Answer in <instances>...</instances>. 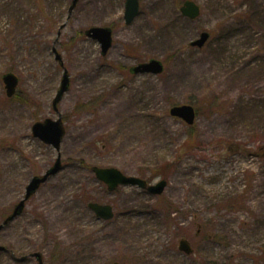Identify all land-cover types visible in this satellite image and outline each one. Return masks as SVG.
Instances as JSON below:
<instances>
[{"label": "rangeland", "instance_id": "374dc122", "mask_svg": "<svg viewBox=\"0 0 264 264\" xmlns=\"http://www.w3.org/2000/svg\"><path fill=\"white\" fill-rule=\"evenodd\" d=\"M126 1L79 0L70 13L73 0H0V226L34 176L63 165L0 231V264H39L36 252L43 264H264V0H192L196 20L181 14L186 0H139L130 25ZM95 27L113 30L106 56L86 36ZM151 59L163 74L130 73ZM183 105L191 126L170 114ZM59 118L58 151L32 129ZM187 142L196 148L181 151ZM93 167L168 186L110 192Z\"/></svg>", "mask_w": 264, "mask_h": 264}, {"label": "water", "instance_id": "95a60500", "mask_svg": "<svg viewBox=\"0 0 264 264\" xmlns=\"http://www.w3.org/2000/svg\"><path fill=\"white\" fill-rule=\"evenodd\" d=\"M79 0H73V4L70 8V13L77 7ZM140 10L139 0H127L125 7L124 20L127 25H130L137 18ZM182 15L191 20H196L201 15L200 6L194 1L188 0L184 2L180 9ZM86 36L91 39L98 41L102 47V54L106 56L110 49L113 47V30L109 27H95L86 31ZM210 39V34L208 32H203L200 38L192 42V47L202 49L205 47ZM131 73L134 75H161L165 71V67L162 61L152 59L148 62L138 64L131 68ZM3 81L7 91V96L12 98L17 93V88L19 86V79L16 75L12 73L5 74L3 76ZM70 87V80L67 73L64 75L61 87L58 94L53 102V107L57 111L58 105L62 101L64 95L68 92ZM171 116L179 118L185 121L188 125H193L196 121V110L190 105L175 106L170 110ZM33 135L40 139L45 144L55 147L58 151L61 148V144L66 135V130L61 118L58 120L47 119L44 122H37L33 126ZM62 169V161L59 158L53 168L48 170L42 176H35L30 181L26 188L25 198L22 199L14 208L13 212L3 221L0 226V231L5 228L9 223L15 220L17 217L23 214L26 203L29 201L33 195H35L43 184H45L51 177L58 174ZM92 171L96 175L97 179L108 186L110 192L116 191L119 187L126 186H137L141 189H147L149 193L153 196H160L164 193L167 188V181L163 180L156 185H149L146 180L137 177H131L125 175L123 172L116 168H100L93 167ZM89 208L96 214L99 219L104 221H110L115 217L113 207L111 205L90 203ZM5 248L0 247V250ZM179 249L181 252L191 255L193 249L187 240H181L179 243ZM39 264H43V258L41 253L37 252L33 254ZM26 258H22L25 260Z\"/></svg>", "mask_w": 264, "mask_h": 264}, {"label": "trees", "instance_id": "16d2710c", "mask_svg": "<svg viewBox=\"0 0 264 264\" xmlns=\"http://www.w3.org/2000/svg\"><path fill=\"white\" fill-rule=\"evenodd\" d=\"M192 143L193 142H187L186 144H184V146H183V148H182V150L183 149H185L186 147H190V149H195L196 147L195 146H192ZM231 144V143H230ZM185 147V148H184ZM232 145H229V149H232ZM173 164H167L166 166H165V170H166V173H165V175H167V173H168V170L170 171L171 169H172V166ZM164 177H167V176H164Z\"/></svg>", "mask_w": 264, "mask_h": 264}, {"label": "flooded vegetation", "instance_id": "af4514ba", "mask_svg": "<svg viewBox=\"0 0 264 264\" xmlns=\"http://www.w3.org/2000/svg\"><path fill=\"white\" fill-rule=\"evenodd\" d=\"M201 233V230L198 232V235Z\"/></svg>", "mask_w": 264, "mask_h": 264}]
</instances>
